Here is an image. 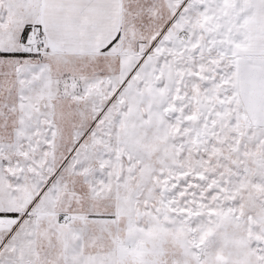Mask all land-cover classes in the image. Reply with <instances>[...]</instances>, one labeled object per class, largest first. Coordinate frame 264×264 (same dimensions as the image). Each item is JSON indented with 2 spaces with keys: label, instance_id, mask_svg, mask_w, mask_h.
Segmentation results:
<instances>
[{
  "label": "snow or ice",
  "instance_id": "6c2138e0",
  "mask_svg": "<svg viewBox=\"0 0 264 264\" xmlns=\"http://www.w3.org/2000/svg\"><path fill=\"white\" fill-rule=\"evenodd\" d=\"M0 264H264V0H0Z\"/></svg>",
  "mask_w": 264,
  "mask_h": 264
}]
</instances>
